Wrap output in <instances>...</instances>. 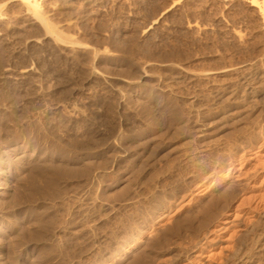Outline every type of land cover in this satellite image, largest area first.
<instances>
[{"label":"rangeland","instance_id":"rangeland-1","mask_svg":"<svg viewBox=\"0 0 264 264\" xmlns=\"http://www.w3.org/2000/svg\"><path fill=\"white\" fill-rule=\"evenodd\" d=\"M262 6L0 0V264L193 258L239 167L264 180ZM136 216L152 228L111 253Z\"/></svg>","mask_w":264,"mask_h":264},{"label":"bare ground","instance_id":"bare-ground-1","mask_svg":"<svg viewBox=\"0 0 264 264\" xmlns=\"http://www.w3.org/2000/svg\"><path fill=\"white\" fill-rule=\"evenodd\" d=\"M28 7L38 10L45 0H21ZM264 18V6L260 7ZM44 23L47 25L45 19ZM264 137V130L262 132ZM258 140V139H257ZM256 138L242 137L239 148L243 151L254 148ZM242 158V157H241ZM263 169L256 166L241 165L237 171V179L228 188L220 201V209L214 204L207 208L206 225L202 231H193L190 241V254L193 258L185 259V264H264V180L261 179ZM50 180L51 175L41 173ZM235 191V196L232 195ZM36 222L48 226L49 221L36 218ZM45 226V227H46ZM152 227L145 225L139 216L134 218L126 230L112 229L98 237L101 243L105 241L111 253L120 254L136 240H141ZM94 239V243L98 242ZM202 238L200 243L198 239ZM129 249L127 257L136 259ZM201 253L199 256L198 253ZM173 264H183L184 258L180 250L174 251ZM194 257H198L195 258ZM151 264H158V255Z\"/></svg>","mask_w":264,"mask_h":264}]
</instances>
